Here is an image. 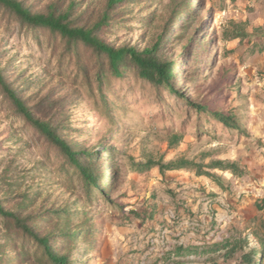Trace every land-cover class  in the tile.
Returning a JSON list of instances; mask_svg holds the SVG:
<instances>
[{"label":"rangeland","instance_id":"374dc122","mask_svg":"<svg viewBox=\"0 0 264 264\" xmlns=\"http://www.w3.org/2000/svg\"><path fill=\"white\" fill-rule=\"evenodd\" d=\"M20 1L34 13L50 6L69 11L75 24L90 27L105 14L108 0ZM178 1L125 0L110 11V25L99 35L115 47L150 46ZM188 1L193 14L172 25L175 40L166 41L161 54L179 61L176 84L187 98L236 113L244 133L216 123L199 127L196 114L184 120L183 100L156 92L129 71L121 76L107 71L101 89L96 54L82 44L69 51L60 36L24 28L0 6L4 76L39 114L54 116L64 138L78 148H95L100 156L105 192L92 191L89 201L79 175L63 169L64 159L13 111L0 87V202L50 234L53 249L67 254L71 264H170L169 246L193 245V237L184 236L196 232L194 224L184 221L197 214L195 200L201 207L209 199L218 208L200 211L199 223L211 226L205 232L215 231L204 242L218 234L221 264H247L243 260L251 247L261 249L256 259L264 264L263 227L251 221L215 229L227 200L243 199L237 188L264 179V0ZM179 23L185 30L177 28ZM237 31L242 35L234 38ZM187 41L189 57L182 44ZM181 158L201 168L161 171L152 165ZM219 160L236 162L244 174L214 168ZM112 172L116 180L110 186ZM64 206L72 214L58 217ZM245 236L249 246L228 256L223 244ZM41 254L35 241L0 214V264H45Z\"/></svg>","mask_w":264,"mask_h":264},{"label":"trees","instance_id":"16d2710c","mask_svg":"<svg viewBox=\"0 0 264 264\" xmlns=\"http://www.w3.org/2000/svg\"><path fill=\"white\" fill-rule=\"evenodd\" d=\"M125 0H108L107 11L105 14L92 26L87 27L84 25H77L71 19L69 11L59 13L52 6L45 13H34L27 7L23 1L20 0H0V6L11 12L15 18L20 22L24 28H30L33 31L48 30L52 36H60L65 42L66 49L73 50L74 46L82 44L88 50H91L98 56L101 62V71L97 74V80L101 89L105 81L107 71L113 75L121 76L124 71L133 73V76L141 81L143 84H149L156 92H167L178 99L185 102L186 112L184 120H191L192 115L196 114L197 125L205 123H216L226 129L240 130L238 116L233 112H225L221 109L212 108L211 103L195 102L187 98L183 91L179 89L176 84L179 61L177 59H167L161 54V48L166 44V41L172 38L175 40L172 31V25L177 23L181 16L189 20L193 14L189 7L188 0H181L175 2V7L172 14L166 20L163 31L157 36V39L152 45L139 49L136 46L125 45L115 47L107 42L99 35V31L106 29L110 25V11L118 4H122ZM21 27V28H22ZM179 30H185V25L182 23L177 24ZM242 32L237 31L233 36L240 37ZM190 41L182 42L185 45L186 57H189ZM109 85V83H105ZM0 87L8 102L11 104L13 111L21 116L26 125L31 130L38 134L44 140L48 147L53 148L59 157L64 159L63 169H73L77 173L83 183L84 189L87 193V199L91 201L95 194L92 191H99L100 195H104L105 187L100 184L101 182V164L99 161L100 156L98 152L93 149L78 148L64 138L60 133L59 124L54 119V116L48 117L45 114H39L37 105H29L27 101L22 98L18 91L14 89L11 83L6 79L2 70L0 69ZM176 137V136H175ZM178 139V138H176ZM98 160V161H97ZM152 164L151 162H149ZM152 165H159L161 171L172 170L181 168L187 165H196L198 169L201 168L200 164L187 159H178L170 161L169 163L155 162ZM214 168L223 170H231L238 175L244 174V169L240 168L236 162L225 163L222 160L213 163ZM200 174L216 177L210 172H202ZM116 176L111 174L108 185L115 183ZM73 209L70 206H64L57 214L58 217L70 216ZM0 214L12 219L16 226L24 233L25 236L35 241L42 254L40 258L45 264H71L67 254H59L51 245L50 234H42L35 226L28 223L25 217H22L19 212L7 210L0 202ZM64 235H70L72 232H63ZM223 246L226 248L225 252L229 255H234L235 251L239 248L249 246L248 236L235 238L232 241H227ZM219 248L220 245H219ZM222 249V248H221ZM261 249L254 247L249 248L245 254L243 262L247 264H257L256 255L259 256ZM261 260V259H260Z\"/></svg>","mask_w":264,"mask_h":264},{"label":"crops","instance_id":"0c3cea01","mask_svg":"<svg viewBox=\"0 0 264 264\" xmlns=\"http://www.w3.org/2000/svg\"><path fill=\"white\" fill-rule=\"evenodd\" d=\"M237 189V194L241 192L243 194V199L237 204L236 202L238 200L236 198H234L235 200L233 201L227 200L228 203L226 205L228 210H225V214L219 213L218 215L217 213L218 217L215 219L217 221V226H215V229L218 227V225L222 226L221 228L223 229L236 225H242V227H245L249 226L251 221L264 228V179H255L254 181L250 180L249 182L244 181V185ZM223 201L226 202V200ZM199 203V200H195L194 205L197 214H195L193 221H184L185 225H188L189 223L194 224L193 228L197 233L194 232L193 234L184 236L187 241H190L191 237H193V240L191 241L193 245L187 250H182L180 246H178L176 249L169 246L170 264H221L222 262L220 257L222 249L219 248V244L216 242L218 234H216L214 240L204 242L203 240L206 239L211 240L215 231H210L207 233L205 231L209 230L211 226L209 227V224L200 225L199 223L200 220H202L200 211L205 212L209 208H218V205L215 202H211V199H209V201L203 202L201 207H199ZM231 205L235 207L232 211L229 209ZM220 206H223V202L220 203ZM247 212H251V214H247ZM188 218L190 217L188 216ZM198 226L200 229L197 228ZM203 233L206 234L204 235Z\"/></svg>","mask_w":264,"mask_h":264}]
</instances>
